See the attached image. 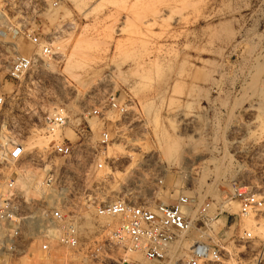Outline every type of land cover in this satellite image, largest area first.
Returning a JSON list of instances; mask_svg holds the SVG:
<instances>
[{
    "label": "rangeland",
    "instance_id": "obj_1",
    "mask_svg": "<svg viewBox=\"0 0 264 264\" xmlns=\"http://www.w3.org/2000/svg\"><path fill=\"white\" fill-rule=\"evenodd\" d=\"M29 34L52 43L47 67ZM16 55L37 57L27 83L7 78ZM0 93V126L21 131L29 151L48 148L44 117L60 106L94 144L103 123L86 113L115 94L126 112L105 120L113 142L104 159L118 171L108 194L213 199L221 209L209 238L224 257L210 264L264 263V0H0ZM71 128L63 133L76 142ZM234 184L257 197L248 216ZM128 251L71 264H120Z\"/></svg>",
    "mask_w": 264,
    "mask_h": 264
},
{
    "label": "built area",
    "instance_id": "obj_2",
    "mask_svg": "<svg viewBox=\"0 0 264 264\" xmlns=\"http://www.w3.org/2000/svg\"><path fill=\"white\" fill-rule=\"evenodd\" d=\"M27 39L41 56L56 54L52 43L39 36L29 34ZM37 65L35 55H16L7 78L27 83ZM107 101V106L86 113L103 123L94 144L81 123L71 128L69 111L63 106L44 117L53 138L43 152L27 151L21 131L7 123L0 126V264L31 257L36 250L52 259L49 264L106 263L116 260L126 244L142 255L145 264L221 263L224 256L209 238L221 209L215 200L200 203L194 195L181 194L173 204L139 201L128 188L122 196L108 194L115 162L104 159V150L113 142L105 120L108 112L124 114L126 109L115 94ZM7 104L0 93V112ZM68 128L76 142L65 137ZM30 172H39L41 181H29ZM231 197L240 202L242 215L258 205L256 195L237 184ZM88 221L93 224L90 228L85 227ZM245 238L254 237L247 232ZM186 242H192L188 250L183 246ZM119 259L122 264H135Z\"/></svg>",
    "mask_w": 264,
    "mask_h": 264
},
{
    "label": "bare ground",
    "instance_id": "obj_3",
    "mask_svg": "<svg viewBox=\"0 0 264 264\" xmlns=\"http://www.w3.org/2000/svg\"><path fill=\"white\" fill-rule=\"evenodd\" d=\"M38 55L39 56H41L39 53H38ZM47 58H49V57H47ZM45 57H43V64H42V66H44V67H47V63L45 62ZM73 134V133H72ZM50 138V137H49ZM32 142H30L29 144H28V147H27V151H29V150H32L31 149V147H30V144H31ZM44 143V142H43ZM50 143V142H49ZM39 148L40 149H38V147L37 148H33V149H38V151L39 150H43V146H39ZM46 149V148H45ZM44 149V150H45ZM110 149V148H109ZM109 149H108V152H109ZM43 150V151H44ZM43 151H39V152H43ZM108 159H110L109 158V156H108ZM113 160V163L114 162H116L115 161V159H112ZM118 171H116V172H109V173H111V175H112V177L114 178V182L116 181L117 182V178L115 177V173H117ZM41 178H42V175L39 173V172H30L29 173V175H27V179L29 180V181H38V182H40L41 181ZM248 215H250V214H248ZM248 215H245V216H248ZM249 220V219H248ZM251 222H252V219L250 220ZM249 222V221H248ZM251 222H249V223H251ZM263 230V229H262ZM261 231V230H260ZM192 244V242H186V243H184L183 244V246L184 247H187L186 248V250H188V249H190V247L192 246L191 245ZM131 253V257H129V254ZM133 253V254H132ZM182 255H184V254H182ZM135 256H140V257H142V255L140 254V253H136V252H132V251H128L127 252V254L126 255H123L122 256V259H124L125 260V262H133V259H135ZM143 258V257H142ZM135 260H138V259H135ZM51 261H52V259L51 258H47L43 253H41L40 251H38V250H36L35 251V254H34V256H33V258H28V257H25V258H23L21 261H20V263L19 264H49V263H51ZM120 264H122L123 263V261H120L119 262Z\"/></svg>",
    "mask_w": 264,
    "mask_h": 264
}]
</instances>
